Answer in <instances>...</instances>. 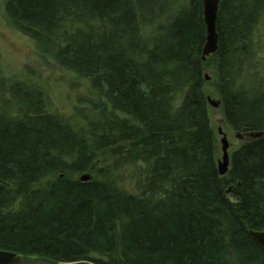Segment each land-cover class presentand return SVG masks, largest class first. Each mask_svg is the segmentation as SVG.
<instances>
[{
  "label": "trees",
  "instance_id": "trees-1",
  "mask_svg": "<svg viewBox=\"0 0 264 264\" xmlns=\"http://www.w3.org/2000/svg\"><path fill=\"white\" fill-rule=\"evenodd\" d=\"M4 2L9 25L89 91L77 124L48 113L40 89L2 85L0 251L58 264H264L250 236L264 232V137L245 138L221 177L204 94L210 68L229 128L264 132V0L221 1L206 61L203 0Z\"/></svg>",
  "mask_w": 264,
  "mask_h": 264
},
{
  "label": "rangeland",
  "instance_id": "rangeland-1",
  "mask_svg": "<svg viewBox=\"0 0 264 264\" xmlns=\"http://www.w3.org/2000/svg\"><path fill=\"white\" fill-rule=\"evenodd\" d=\"M4 0H0V101L6 96L3 86L7 82H20L40 89L48 98V113L79 123L76 112L85 109L79 102L88 97V83L77 81L72 73L56 66L49 58L42 56L34 42L27 36L12 28L4 15ZM260 55L264 57V27L258 31ZM206 85L204 94L209 106L210 122L217 135V157L222 161V136H227L229 156L238 150L245 141L243 135L231 130L226 124L221 108L215 109L209 104L219 101L214 94L212 85L214 75L210 68L204 72ZM3 85V86H2ZM82 123V121L80 120ZM91 177L89 174H84Z\"/></svg>",
  "mask_w": 264,
  "mask_h": 264
},
{
  "label": "water",
  "instance_id": "water-1",
  "mask_svg": "<svg viewBox=\"0 0 264 264\" xmlns=\"http://www.w3.org/2000/svg\"><path fill=\"white\" fill-rule=\"evenodd\" d=\"M222 0H203V15H204V23L206 26L207 33V42L205 44L202 59L206 61L207 58L213 56L217 53L219 49V35L217 33V19L219 7ZM207 80V77H206ZM209 105L215 109L220 108V101H211L209 99ZM219 135L222 136L221 144H222V161L218 163L219 174L221 177H224L229 172L230 167V156L228 153L229 143L227 140V136L223 134L222 130H219ZM264 137V132L262 133H254L245 135L244 138L257 139ZM90 177L85 175L81 178L82 182L89 181ZM250 236L254 239V241L264 250V232H250ZM18 256L13 253L0 251V264H9L13 263L17 260ZM20 258V257H19ZM22 264H58L55 262H51L44 258H30V257H21ZM71 264H92L89 262H76Z\"/></svg>",
  "mask_w": 264,
  "mask_h": 264
},
{
  "label": "flooded vegetation",
  "instance_id": "flooded-vegetation-1",
  "mask_svg": "<svg viewBox=\"0 0 264 264\" xmlns=\"http://www.w3.org/2000/svg\"><path fill=\"white\" fill-rule=\"evenodd\" d=\"M9 264H22V262H21V257L19 258H17V260H15L13 263H9Z\"/></svg>",
  "mask_w": 264,
  "mask_h": 264
},
{
  "label": "bare ground",
  "instance_id": "bare-ground-1",
  "mask_svg": "<svg viewBox=\"0 0 264 264\" xmlns=\"http://www.w3.org/2000/svg\"><path fill=\"white\" fill-rule=\"evenodd\" d=\"M220 8V7H219ZM219 13V12H218ZM203 17H204V15H203ZM206 42H207V37H206ZM206 44V43H205ZM204 47H205V45H204ZM203 50H204V48H203ZM202 55H203V53H202ZM256 71V70H255ZM259 73V72H258ZM209 100V99H208Z\"/></svg>",
  "mask_w": 264,
  "mask_h": 264
}]
</instances>
